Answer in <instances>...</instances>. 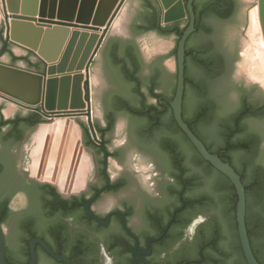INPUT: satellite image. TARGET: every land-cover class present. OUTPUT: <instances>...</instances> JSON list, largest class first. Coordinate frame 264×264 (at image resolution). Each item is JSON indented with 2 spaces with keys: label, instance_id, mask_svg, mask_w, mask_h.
Wrapping results in <instances>:
<instances>
[{
  "label": "water",
  "instance_id": "water-1",
  "mask_svg": "<svg viewBox=\"0 0 264 264\" xmlns=\"http://www.w3.org/2000/svg\"><path fill=\"white\" fill-rule=\"evenodd\" d=\"M5 1L6 37L4 39L5 24L2 19L0 57L8 56L9 64L13 66H17V62L25 61L28 66L26 69L37 71L21 70L0 63V95L22 107H19V110L5 121L1 109H7L8 104L4 101L0 105V154L14 152V158L16 156L14 161L18 160L20 163L21 176L38 183L51 184L65 197L80 195L88 186L95 173V159L94 152L83 141H81V153L90 157L91 167L87 173L88 176L84 177L85 179L67 177L64 184L55 183L53 175L39 179L37 175L24 171V168L27 160L25 150L28 149L33 134L38 129L52 124L55 119L69 118L78 129L81 139L82 126L84 130L88 129L89 138H91L87 118L92 121V107L86 94L90 68L92 70L94 121L95 124L98 122L101 125L105 124L104 117L106 115L114 116L119 110H122L115 107L117 104L136 103L139 106L141 98L135 96L136 90L145 97L148 96L151 89H154L156 95L160 96L165 93L172 96L171 87L174 84V76L177 74L176 91L170 102L174 120L200 156L233 184L238 197L236 222L245 259L247 264H260L254 255L247 228V194L241 176L230 163L224 162L219 155L211 153L183 118V107L186 110L188 107L187 92L185 96L186 46L190 37L197 31L195 3L198 0H159L165 24L160 28H158L160 12L155 0H128L115 23L129 32V42L109 37V48L102 49L93 65L92 62L105 36L126 0ZM206 1L200 0L199 10L208 5ZM231 1L235 5L232 17L205 18L203 25L208 26L207 21L211 25L206 38L212 41L216 50L223 49L227 52L229 47L233 48L234 41L240 53L233 54L242 57L239 40L249 3L248 0ZM256 12L259 29L256 41L258 40L259 51L264 56V0H258ZM234 16H236L235 19H233ZM187 20H189L188 23ZM175 27L177 29L187 27L181 38L177 32L164 33L165 30ZM69 28H80L84 32L71 33ZM59 33L62 34L61 40L57 48L52 51L49 48V40ZM203 40L202 37L201 41ZM10 43L23 46L32 53L18 57L13 52V48L16 46ZM238 60L234 61V65ZM54 63L57 65H50ZM237 68L236 66V69H232L230 74L221 79L214 78L213 81L205 79L202 73L197 71L196 79H201L204 88L210 90L211 98L215 102V118L207 122L209 133L220 134L218 133L219 121L232 118L242 108L243 96L247 91L243 80L239 82L233 80L232 75L236 74ZM130 74L135 75L136 83L129 82L127 75ZM163 75L170 82L169 87L168 85L163 87ZM148 78L155 80L154 85L152 82L149 83ZM190 93V95L193 94L192 91ZM258 98L259 104H264V94L260 93ZM149 101L152 104L157 102L152 98H149ZM189 111L192 114L194 112L192 100H189ZM124 113L119 115L115 131L109 136L111 148L120 155L118 161L111 160L112 176L115 178L126 175L131 179L130 186L119 195V202L127 200L136 203L140 196H144L158 204H166L169 199L168 186L171 179L169 168L172 156L165 151L164 143L168 137L174 136L183 146L188 163L192 166V162L196 158L195 150L192 146H190L191 148L187 146L176 130L158 132L161 137V143L158 145L140 141L136 134L137 123ZM37 122L40 123L37 124ZM15 123L18 124L16 130L13 127ZM244 124L245 136L248 137L251 134L259 136L260 155H258L257 163L264 166V117L250 116ZM90 129L95 133L93 124L90 125ZM197 130L201 137L205 140L209 139L203 129L197 128ZM76 132L74 128L75 137ZM73 138L69 137V140L73 141ZM73 145L77 149L75 140ZM244 156L241 153L233 155L237 166H242ZM39 157L41 160L37 169L41 167L44 160L41 156ZM31 164L29 162L28 165L32 167ZM217 178L216 173L209 174L201 192H212ZM70 182L72 183L68 189ZM113 200L116 199H111L110 204H103V210L112 206ZM24 204L25 199L21 198L16 200L13 205L16 212L6 226L10 242L16 233V221L20 215L18 211L23 208ZM114 204H117V201ZM222 210L223 207L217 205L204 216L207 219L220 215L222 217ZM202 221L203 218H200L193 223L190 229L192 234L195 233ZM37 244H41L54 257H57L43 240L34 239L29 242L31 257L29 264L37 263L35 251ZM58 259L72 264L66 258L58 257ZM0 264H10L6 257L5 236L1 227Z\"/></svg>",
  "mask_w": 264,
  "mask_h": 264
},
{
  "label": "flooded vegetation",
  "instance_id": "flooded-vegetation-1",
  "mask_svg": "<svg viewBox=\"0 0 264 264\" xmlns=\"http://www.w3.org/2000/svg\"><path fill=\"white\" fill-rule=\"evenodd\" d=\"M235 18L236 16L233 19ZM207 25L205 29L208 31L205 33L208 35L211 29L208 21ZM196 33L190 37L186 46V69L193 79L198 77L196 67L201 59L200 57L197 61L195 59L199 53H207V58L213 61L209 72L214 74L216 79H221L230 74L232 69H236L237 64L234 65V61L241 60L242 57L233 54L240 53L234 41L233 48L229 47V51L225 52L223 49L216 50L212 41L207 40L206 37L203 38L204 42L201 38L194 37ZM188 53L193 54L190 56ZM207 91L209 99L212 100L210 90ZM246 91L243 99L249 101L251 105L259 106L258 97L260 93L264 94V86L253 83L250 87H246ZM121 113L124 111L119 110L114 116L106 115L104 125L98 122L93 125L99 138L95 139L91 133L92 143L89 141V134L82 126V141L94 152L95 173L80 195L65 197L51 184L27 180L19 172L20 163L18 160L14 161L16 158V156L14 158V152L0 154V165L4 170L0 173V211L7 204L9 212L8 218L0 227L4 231L6 257L10 264H29L31 259L29 242L34 239L43 240L57 256L54 257L45 247L37 244L36 264H67L60 261L58 257L66 258L72 264H209L199 234L208 219L202 214L196 215L192 210L186 209L179 198L171 193L176 184L172 162L169 168L171 173L168 186L169 199L166 204H158L144 196H140L136 203L127 200L119 202V195L131 183L128 176L120 175L114 178L111 172V160L118 161L120 155L111 148L109 136L115 131ZM124 114L137 123L136 134L140 141L156 145L161 143L158 130L147 117ZM111 123L112 128H110ZM96 126L105 130V133L100 135ZM206 127L205 123L200 125L205 133ZM205 145L207 146L206 143ZM187 165L189 175L194 176L196 171L188 160ZM78 170L76 175L69 178H76L82 170L81 167ZM24 171L30 172L26 162ZM45 186L54 187L60 197L70 200L73 205L66 207L59 204L55 207H47L46 202L52 200L54 196L49 192L50 188ZM21 198L25 199V204L18 211L20 215L16 221V233L10 242L6 226L16 212L14 203ZM74 199L76 200L73 202ZM111 199H116L113 201H117V204L113 202L112 206L103 210L102 205L109 203ZM200 218H203V221L192 234L190 229ZM24 221L29 225L27 233L20 227ZM254 255L258 261V258L264 261V252L260 249L257 253L254 252ZM231 262L232 264L236 262L234 255L227 259L225 264Z\"/></svg>",
  "mask_w": 264,
  "mask_h": 264
},
{
  "label": "trees",
  "instance_id": "trees-1",
  "mask_svg": "<svg viewBox=\"0 0 264 264\" xmlns=\"http://www.w3.org/2000/svg\"><path fill=\"white\" fill-rule=\"evenodd\" d=\"M199 2L200 0L195 3L197 33L194 37L197 38H204L207 35L205 33V26L203 25V20L205 18H218L221 16L232 17L235 12V5L231 0H207L206 2H208V5L201 10H199ZM184 30L185 29H177V27H175L174 29L165 30L164 33L177 32L181 38ZM188 54L192 56L193 53ZM199 57L201 62H198L196 72L202 73L205 79L213 81L215 75L209 72V67L213 65V61L207 58V53H199L195 60L197 61ZM163 76V87L165 85L169 87L170 82L165 79V75ZM127 77L129 82L133 84L136 83L134 74L127 75ZM185 79V96L187 92L188 107L187 110L183 107V118L185 122L189 124L194 134L202 141H205L207 149L211 153L219 155L224 162L230 163L241 176L247 194L246 222L251 243L255 253H257L259 249L264 252L262 248L264 247V166L257 163L258 155H260V148L258 145L259 136L251 134L247 137L244 134L245 120L250 116L264 117V104L254 106L251 105L249 101L244 100L241 110L235 113L232 118L219 121L218 133L220 134L209 133V129H207L206 136H208L209 139L205 140V138L199 135L197 128H200L202 123H205L207 126V122L215 118V102L209 99L208 91L204 88L201 79H193L187 69ZM148 81L149 83L152 82V85H154L155 80L153 81L151 78L149 80L148 78ZM176 86L177 74L174 76V84L171 87L172 96H168L165 93L159 96L155 94L154 89H151V91L149 90L148 96L145 97L136 90L135 96L141 98L139 106L136 103H120L115 107L125 110L129 114L147 117L158 132L176 130L182 136L187 146L193 147L192 143L176 124L170 107V102L175 95ZM191 91L193 93L192 95H190ZM88 92L89 83L86 86V94ZM149 98L156 99L157 102L152 104ZM189 100H192V108H194L193 114L189 111ZM39 123L40 122H37V124ZM13 127L16 130L18 124H13ZM112 127L113 124L111 123L110 128ZM85 132L89 134L88 129H85ZM97 132L103 135L105 130L98 127ZM89 141L92 143L90 138ZM164 149L172 156V165L174 167L173 174L176 179V184L171 190V193L179 198V201L183 206H186V209L192 210L196 215H206L217 205L223 207L222 217L220 215L208 219L207 222L203 224V229L199 233L201 236L202 248L207 255L209 264H225L226 260L230 259L232 255L236 257V262L234 264H247L242 252L237 230L236 204L238 197L231 181L206 162L195 148L194 154L196 158L192 163L196 174L190 176L189 167L187 165L188 157L184 154L183 146L174 136L168 137V140L164 143ZM236 153L245 155L241 167L237 166L234 162L233 155ZM2 170L0 165V173ZM211 173H216L218 175L215 188L212 192H201L206 177ZM45 188H50L49 192L54 196L52 200L46 202L47 207H55L59 204H63L66 207H71V205H73L70 200L60 197L54 187L45 186ZM75 200L76 199H74L73 202ZM8 214V206L5 204L0 211V225L6 221ZM20 227L23 232L27 233L29 230V225L26 221L22 222ZM258 259L260 264H264L261 258Z\"/></svg>",
  "mask_w": 264,
  "mask_h": 264
},
{
  "label": "rangeland",
  "instance_id": "rangeland-1",
  "mask_svg": "<svg viewBox=\"0 0 264 264\" xmlns=\"http://www.w3.org/2000/svg\"><path fill=\"white\" fill-rule=\"evenodd\" d=\"M247 20L246 18L244 19L245 23ZM243 27L244 25H242V34L239 40V44H240V48H241V52L242 53V59L238 60L235 64H237V70H236V74L232 75L233 80L235 82H239L240 80H243L245 82V88L246 87H250V85L254 84H262L264 86V56L263 55H259V52L256 53H244L245 50H248V40L247 38L244 37L243 35ZM262 54V53H261ZM89 82H90V95H91V107H92V121H90L87 118V123L88 126L90 128V125H94L95 121H94V110H93V87H92V77L91 79L89 78ZM85 117V116H84ZM58 121V120H55ZM67 121V122H66ZM63 124H68L70 125V128L68 127V131L66 136L62 139V152L64 148L69 149V153L65 154L66 156H64L61 152V154H58V157H62V158H70L72 156H76L75 158V163H73L72 165H74L72 168H70L72 165L66 167V165L71 164V162L66 163L65 165H63V162L60 164H55L54 160L55 159H59L58 157L56 158V155L53 154L57 153V145H54L53 147H48L49 145L46 144L45 145H41L39 146V144H35L33 143V139H31V142L28 146V149L25 150V156L27 157L26 160V164L27 167L30 171V173L32 175H37L39 177V179H42L43 177H47V176H51L53 175V179L54 182H59V183H63L66 182L65 178H61V177H72L74 175H76L78 173V168L81 167V172L80 174H78L76 176V178H81L83 179L84 177L88 176V172L91 170L90 168V157L86 154H84L83 152L81 153V136L79 134L78 129L75 127L74 124H72V122L70 120H65L63 122ZM74 128L77 131L76 132V137L74 136ZM91 130V129H90ZM69 133V134H68ZM92 135L94 136V138H99V135L97 133H93V130H91ZM37 134V133H36ZM69 137H74L73 141L69 140ZM74 140L76 142V146L77 149H75L74 144ZM67 144V147H66ZM69 147V148H68ZM77 153V154H75ZM69 154V155H68ZM55 155V156H54ZM60 155V156H59ZM41 156L44 160L41 163V167H39L37 169V166L39 165V161L41 160L40 157ZM54 156V157H53ZM38 157V158H37ZM33 158V161H32ZM37 159L36 161L34 159ZM39 159V160H38ZM31 160V161H30ZM30 163H32V167L30 165H28ZM37 162V163H36ZM79 162H80V166H79ZM40 169V170H39ZM37 170H39V173H37ZM53 173V174H52ZM39 174V175H38ZM74 179V178H73ZM85 179V178H84ZM65 180V181H64ZM72 182L68 183L69 184V188L70 189V185Z\"/></svg>",
  "mask_w": 264,
  "mask_h": 264
},
{
  "label": "crops",
  "instance_id": "crops-1",
  "mask_svg": "<svg viewBox=\"0 0 264 264\" xmlns=\"http://www.w3.org/2000/svg\"><path fill=\"white\" fill-rule=\"evenodd\" d=\"M128 0H126L123 4V6L121 7L119 13L117 14L109 32L107 33V35L105 36L98 52L97 55L95 56L92 65L94 64L95 60L97 59V57L99 56L100 52L102 51L103 48H109V37L115 38V39H119L122 41H126L129 42V32L126 31L125 29H123L121 26H119L117 23H115V21L117 20V18L119 17L120 13L122 12L123 8L125 7L126 3ZM158 8H159V25L158 28L162 27L163 25H165L163 23V10H162V6L159 2V0H155ZM258 0H248L249 6L247 9V13H246V22L243 23L244 27H243V35L245 38H247L248 40V50L244 53H256L259 52V55H263L261 54V52L258 49V40L257 36L259 35V29H258V25H257V12H256V5H257ZM6 9V1L5 0H0V24L2 23V19L4 21L5 24V31H4V39L6 37V23H5V17H4V12ZM71 33L75 32V31H79V32H84V30L80 29V28H69ZM62 34H56L54 35L50 40H49V48L53 51L57 48V45L59 44V41L61 40ZM70 39V38H69ZM68 43V42H67ZM14 46H16V48H13V52L15 53L16 56L21 57L23 56H27L28 53H32L31 51H29V49L14 44V43H10ZM243 53V52H242ZM43 65H45V63L39 59L35 54H33ZM262 57V56H261ZM10 62V58L8 56H1L0 57V63L7 65V66H12L21 70H26V71H32V72H37V71H33V70H29L26 69L28 66L26 65L25 61H20L17 62V66H13L9 64ZM50 65H54L56 66L57 63L54 64H50ZM91 65V67H92ZM41 73V72H39ZM92 77V70L90 68V76L89 78L91 79ZM6 101L8 104L7 109L2 108L1 112L5 118V121L10 119L15 112H17L19 110V105L14 103L13 101L9 100L8 98L1 96L0 95V105ZM22 108V107H20ZM24 109V108H23ZM27 110V109H25ZM68 120H70L69 118H67ZM67 119H56L58 121H53L52 124H50L49 126L43 127L38 129L32 136L31 139H33V143L35 144H39V146L41 145H49L48 147H53L54 145H57V152H59L61 154L62 152V139L66 136L67 131H68V127L70 128V125L68 124H63V122ZM67 122V121H66ZM90 131V128H89ZM37 133V134H36ZM69 134V133H68ZM91 134V132H90ZM92 138V135H91ZM57 141V142H56ZM31 142V141H30ZM30 144V143H29ZM67 147V144H66ZM69 148V147H68ZM69 149L64 148L62 154L64 156H66L65 154L69 153L68 151ZM61 151V152H60ZM77 154V153H75ZM69 155V154H68ZM55 156V155H54ZM53 156V157H54ZM58 157V155H56V158ZM65 158V157H64Z\"/></svg>",
  "mask_w": 264,
  "mask_h": 264
},
{
  "label": "bare ground",
  "instance_id": "bare-ground-1",
  "mask_svg": "<svg viewBox=\"0 0 264 264\" xmlns=\"http://www.w3.org/2000/svg\"><path fill=\"white\" fill-rule=\"evenodd\" d=\"M257 23V22H256ZM259 49V48H258ZM56 120V119H55ZM59 120H61V119H59ZM57 142V141H56ZM53 154H55V155H58V154H60L59 152H57V153H54V152H52ZM60 156V155H59ZM59 158V157H58ZM75 158H76V156L74 155V156H72V157H70V158H62V157H60L59 159H55L54 160V163L55 164H60V163H62L63 162V165H65L66 163H68V162H72L71 164H68V165H66V167H68V166H70V165H72L73 163H75ZM74 165H72L70 168H72Z\"/></svg>",
  "mask_w": 264,
  "mask_h": 264
},
{
  "label": "built area",
  "instance_id": "built-area-1",
  "mask_svg": "<svg viewBox=\"0 0 264 264\" xmlns=\"http://www.w3.org/2000/svg\"><path fill=\"white\" fill-rule=\"evenodd\" d=\"M89 83V92L87 93V99H88V102L91 104V95H90V91H91V88H90V82Z\"/></svg>",
  "mask_w": 264,
  "mask_h": 264
}]
</instances>
